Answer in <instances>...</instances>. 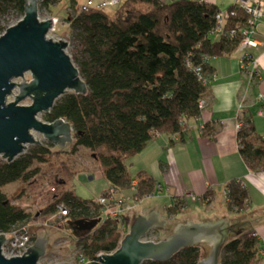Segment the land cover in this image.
<instances>
[{
    "label": "trees",
    "instance_id": "obj_1",
    "mask_svg": "<svg viewBox=\"0 0 264 264\" xmlns=\"http://www.w3.org/2000/svg\"><path fill=\"white\" fill-rule=\"evenodd\" d=\"M38 1L40 11L49 10L59 0ZM69 1L73 12L65 19L72 29L73 58L88 91L85 94L66 91L44 114L45 121L62 118L72 125L73 141L67 144L68 148L55 149L46 142L33 144L9 162L0 156V233L11 235L14 230L30 236L33 233L31 239L35 240L40 233L50 231L48 227L38 232L41 229L35 226L37 220L56 215L57 206L62 203L67 211L59 215L60 219L72 218L79 227L80 232L70 238H75L76 258L84 264L95 260L99 253L115 251L137 216L125 211L116 218L108 217L103 214L105 205L98 203L96 197L80 198L72 189L65 188V179L76 171L62 159L56 163L60 154H73L79 146L91 149L98 158L102 177L109 184L104 192L109 188L124 192L136 180L131 196L148 197L158 188L157 180L145 170H138L132 178L128 160L158 135L167 136L171 144L184 141L191 123L198 122L209 103L199 108L201 98L209 97L210 88V77L203 83L186 60L189 58L195 65L203 55L210 59L232 53L249 15L240 2L231 5L227 10L233 13L224 19L223 31L216 34L215 14L221 9L209 1L120 0L112 15L105 8L81 11L75 0ZM24 5V0H0V13L12 10L22 17ZM232 28L237 34L229 38L226 31ZM201 73L206 77L212 75L209 62L202 65ZM243 120L246 124L238 131L241 140L238 152L249 168L261 170L264 139L248 126L249 117L244 116ZM199 125L202 138L214 140L217 130L213 122ZM42 166L64 175L56 181L59 190L54 186L57 192L49 193V198L35 212L12 203L2 187L16 181L29 182L41 173ZM226 186L230 190L227 208L233 210L235 205L240 209L237 212L243 211L246 188L238 186L235 180ZM211 194L208 190L202 198ZM174 200L176 210H182L184 205L178 198ZM94 219L97 221L93 223ZM177 223L173 220L172 229ZM172 229L167 231L168 235ZM258 247L256 236L230 233L221 246L218 264H261L263 258ZM207 256L204 244L196 243L180 249L168 260H144L140 264H197Z\"/></svg>",
    "mask_w": 264,
    "mask_h": 264
},
{
    "label": "water",
    "instance_id": "obj_2",
    "mask_svg": "<svg viewBox=\"0 0 264 264\" xmlns=\"http://www.w3.org/2000/svg\"><path fill=\"white\" fill-rule=\"evenodd\" d=\"M24 15L0 35V156L11 161L26 150L28 144H40L37 132L52 145L65 147L73 141V128L67 120H40L39 113L48 112L54 101L71 90L87 93L79 68L65 51L67 42L46 34L53 27L52 19L40 18L38 0H24ZM30 73V79L23 78ZM21 77L19 82L14 79ZM13 100L8 97L14 94ZM29 98L30 104H20ZM124 234L117 249L101 254L84 264H140L144 260H168L177 251L196 243L207 244L208 256L197 264H218L219 252L228 237L224 219L174 225L171 233L161 240H146L152 228H165L169 223L150 211L138 215ZM6 234L0 233V264H40L46 254L49 234L38 235L23 255L6 257L1 248Z\"/></svg>",
    "mask_w": 264,
    "mask_h": 264
},
{
    "label": "crops",
    "instance_id": "obj_3",
    "mask_svg": "<svg viewBox=\"0 0 264 264\" xmlns=\"http://www.w3.org/2000/svg\"><path fill=\"white\" fill-rule=\"evenodd\" d=\"M206 1L222 10L240 2L239 0ZM250 1L254 3L255 0ZM258 1L262 9V15L255 25L254 37L257 38L258 43L249 49V53L257 60L260 80L253 83L241 72L239 58L242 51L240 49H234L232 53L222 56L211 57L208 62L214 73V79L210 82L209 92H207L209 103L198 122L193 121L184 141L175 144L169 143L167 136L158 135L147 143L145 149L136 154L138 158H135V155L133 163L136 171L145 170L157 180L158 193L165 199L161 201L151 198L155 194L153 192L148 196L149 204L143 212L136 213V216L155 211L159 213L160 219L165 218L171 224L173 220L176 221L177 212H187L190 204L201 202L208 211L211 210L212 215L209 216L211 218L203 221L226 220L228 235L234 233L243 237L255 232L259 247L264 249V166L261 170H252L244 163L238 152L235 129L238 119L244 116L249 117L248 126L264 139V101H257L258 92H264V0ZM241 97L244 99L241 100ZM205 121L213 122L217 130L214 140L201 136L199 123ZM239 177L246 185L247 209L240 212L232 211L234 214L228 216L230 209L227 208V201L223 198L222 191L229 181ZM208 190H211L213 194L209 196L210 201L206 203L201 200L192 201L187 195H204ZM130 191L131 188L120 194L129 198L132 192ZM175 198L184 205L182 210H176L174 207ZM127 202L133 203L130 200ZM134 208L135 206L126 212ZM169 209L173 212L170 213ZM170 216L174 219L172 220ZM186 220L192 219L185 217L184 220L177 222ZM95 221L97 220L94 219L93 223ZM245 222L250 224L247 232L243 231ZM261 264H264V258Z\"/></svg>",
    "mask_w": 264,
    "mask_h": 264
},
{
    "label": "rangeland",
    "instance_id": "obj_4",
    "mask_svg": "<svg viewBox=\"0 0 264 264\" xmlns=\"http://www.w3.org/2000/svg\"><path fill=\"white\" fill-rule=\"evenodd\" d=\"M78 7H81L87 0H75ZM100 1V0H94ZM69 0H59L57 3L52 5L49 10L45 8L43 10L38 11L40 16H48L53 15L57 17L58 22L55 25L54 35L61 38V40H65L67 42V47L65 51L71 57L74 66L76 62H74V41L72 39V29L70 24L66 21V16L73 12V7H70ZM116 6H107L104 10L109 15H112L115 11ZM78 9V8H77ZM76 9V11H77ZM75 10V9H74ZM20 15L16 14L12 10L5 12L4 14L0 13V34L3 33V28H7L15 24L19 19ZM214 38V35L212 36ZM77 66V65H76ZM23 78L25 80L30 79V73H24ZM16 82L21 80V77L14 79ZM14 94L8 97V100H12ZM20 104L29 105L30 100L26 98L20 101ZM45 112L39 113L38 118L40 120H45ZM34 138L40 141V144H44L49 142L46 138H43L41 134L37 132H33ZM50 143V142H49ZM32 146L28 144L26 146V150ZM68 146V145H66ZM65 146V147H66ZM53 148H58L57 145L53 146ZM68 148V147H66ZM25 150V151H26ZM131 157L128 160V168L132 178H134L137 171L134 167V159L138 158L136 155ZM66 161L70 167L75 170V174L72 175L69 179H65L67 184L63 185L65 188L72 189L73 193H75L80 198L89 199L92 197H98L101 195L108 186V181L105 180L101 175V169H99L98 158H96L95 153L90 149L79 146L77 152L70 153H61L60 158L56 161V163L60 160ZM88 171V172H87ZM41 172L39 175L31 179L29 182H12L11 184L5 185L2 187L5 195L11 199L12 203L19 204L23 207H26L28 211L35 212L40 206H43L45 200L49 198L51 192H55L59 190V186L57 187L58 177H62L61 173L56 171L55 169H50L46 166H42L40 168ZM52 186L56 187L55 191H52L50 188ZM23 188L22 191L18 192L19 188ZM56 191V192H57ZM157 191V192H156ZM155 194L151 197L157 200L165 201V199L161 194L158 193V189H156ZM160 197V198H158ZM149 204L148 197H144L141 202L136 203L135 208L133 210H129V212H135L134 214H138L144 211L145 207ZM160 204V203H158ZM200 211H198V210ZM247 208L245 207L244 210ZM203 210V211H202ZM243 210V211H244ZM187 212H177L175 216L176 221L184 220L185 217L191 218V222H204V219L211 218V210L208 211L201 202H196V204H190V207ZM233 210H228V216L234 214ZM236 212V211H234ZM140 215V214H139ZM234 216V215H233ZM243 216V215H241ZM171 217V216H170ZM240 218V217H239ZM173 220L174 218L171 217ZM56 221V222H55ZM51 222V223H50ZM173 222V221H172ZM172 222L166 226L167 229L164 228V231H160L158 228L150 229V231L144 237L146 240H161L166 237L168 234L167 231L172 229ZM249 222L244 223L245 229L244 232L249 230ZM35 226L38 227V232H41L42 229L50 228L47 233L49 234V243L47 245L46 254L39 260L40 264H81V261L76 258V254L78 253V249L75 245L74 239L70 238L72 235H77L80 230L77 223L72 219L65 217L60 219V216L57 218H51L48 216V219H39L35 223ZM34 227V228H36ZM37 228V229H38ZM46 232H43L44 234ZM39 234V233H38ZM40 233V235H42ZM33 233L31 234L32 237ZM7 238L10 237V234H6ZM124 237V235H123ZM33 240V239H31ZM35 240H33L34 242ZM207 244H204L205 254L208 255L209 250L207 249Z\"/></svg>",
    "mask_w": 264,
    "mask_h": 264
},
{
    "label": "built area",
    "instance_id": "obj_5",
    "mask_svg": "<svg viewBox=\"0 0 264 264\" xmlns=\"http://www.w3.org/2000/svg\"><path fill=\"white\" fill-rule=\"evenodd\" d=\"M203 2H207L206 0H201ZM241 4L244 5V8L246 10V13L249 15L248 19H247V23H246V27L244 29H242L241 34L239 35L240 41L239 44L237 46V49H240L242 52L241 57L239 58V68L241 70V72H243V74L250 79L251 82L256 83L258 80H260V71L257 67V60H255V58L252 56L251 53H249V49L252 47H255L257 42V38L254 37L255 34V29H256V21L259 19V17H261L262 15V9H261V3H259L258 0H255L254 3L251 2L250 0H239ZM120 2V0H100V1H94V0H87L83 5H81L80 10L84 11L87 10L89 8H96V9H102V8H106L107 6H116L118 3ZM233 10H220L219 12H217L215 14L216 16V25L214 27V32L216 34H220L223 31V27L222 24L224 22V19H226L227 15L232 14ZM40 18L42 19H46V18H51L52 19V23H53V27L51 28V30L46 34L49 38H53L55 40H61V38L57 37L56 35H54V30H55V25L58 22L57 17L53 16V15H48V16H40ZM2 34V33H1ZM0 34V35H1ZM226 34L229 38H233L234 35L237 34V30L232 28L229 31H226ZM209 57L208 56H201L200 62L199 64H193L190 62L189 58L188 60H186L187 66L190 67L192 69V71L198 75L199 79H201V81L203 83L207 82L208 78H209V82L212 81V79H214V73H212V75L209 76H203V74L201 73L202 70V65L204 63H207L209 61ZM14 95L16 94V90H14ZM14 98V97H13ZM241 100H243L244 98L241 97ZM10 100V99H9ZM13 100V99H12ZM264 101V92H258V96H257V101ZM208 102V97L206 98H201V100L199 101V108H203L205 107V105ZM245 121L243 120V117H241L240 119L237 120L236 124H235V129L237 132L236 135V140H238V147L239 145H241V140L240 137L238 136V131L240 130V128H242L245 125ZM199 127H201L199 125ZM173 139H176L175 135H172ZM235 182L238 186H240L241 188H246V185H244L243 180L239 177L238 179H235ZM137 182L136 181H132L131 182V190L135 191V186H136ZM52 191L55 190V187L52 186L50 188ZM229 188L225 185L222 194H223V198H225V200L228 202L229 200ZM188 197L190 199H192V201L194 200H201L203 202L206 203V201H210L209 196H206V198H202V195H193V194H187ZM96 200L98 203L102 204L104 207L103 210V214H105L108 217L111 218H116V216H118L119 214L127 211L128 209L132 208L133 206L136 205V203L139 202V198L136 199L135 197L130 196L129 198H125L123 197L120 192H118L116 189H112L109 188L107 191L103 192L101 195H99L98 197H96ZM127 200H130L133 203H128ZM108 203H111V205H108ZM247 203H248V198L246 197L244 200V205L243 207H247ZM132 206V207H131ZM243 207L241 210H243ZM233 210L234 211H238L240 210L237 206H233ZM66 208L65 206L60 203L57 206V214L54 215H50L51 218H56L59 217V215H64L66 214ZM256 236V233L253 232L252 236ZM33 243V240H31V236L29 235V233H25L22 231H16L14 230L12 232V234L10 235L9 238H6L5 242L2 245L1 251L3 253V255H5L6 257H11V256H15V255H23L26 251V249ZM258 253H260V255L262 256V258H264V249H261L260 247H258ZM102 253H99L97 255L100 256ZM81 260V259H80Z\"/></svg>",
    "mask_w": 264,
    "mask_h": 264
},
{
    "label": "flooded vegetation",
    "instance_id": "obj_6",
    "mask_svg": "<svg viewBox=\"0 0 264 264\" xmlns=\"http://www.w3.org/2000/svg\"><path fill=\"white\" fill-rule=\"evenodd\" d=\"M153 229V228H152ZM159 229V228H158ZM162 229H164V228H162ZM165 229H167L166 227H165ZM160 230V229H159Z\"/></svg>",
    "mask_w": 264,
    "mask_h": 264
},
{
    "label": "clouds",
    "instance_id": "obj_7",
    "mask_svg": "<svg viewBox=\"0 0 264 264\" xmlns=\"http://www.w3.org/2000/svg\"><path fill=\"white\" fill-rule=\"evenodd\" d=\"M103 254V253H102ZM97 259V258H96Z\"/></svg>",
    "mask_w": 264,
    "mask_h": 264
}]
</instances>
